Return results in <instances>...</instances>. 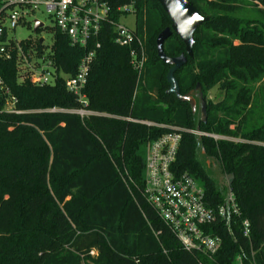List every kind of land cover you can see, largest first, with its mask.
<instances>
[{
    "label": "trees",
    "instance_id": "16d2710c",
    "mask_svg": "<svg viewBox=\"0 0 264 264\" xmlns=\"http://www.w3.org/2000/svg\"><path fill=\"white\" fill-rule=\"evenodd\" d=\"M108 1L114 11L130 2ZM189 1L209 21L194 36V58L175 76L183 96L200 86L205 121L166 93L170 67L158 58L156 39L171 23L156 0H136L135 32L146 55L140 72L130 49L115 43L114 29L102 25L81 92L86 107L66 81L92 45L74 47L55 27L50 47L40 43L44 27L18 42L26 53L27 41L32 52L45 48L38 58L56 73L48 85L34 84L30 70L29 78L21 75L14 43L10 58H0V80L20 112L5 111L0 97V264H233L237 256L264 264V0ZM164 51L175 58L185 47L173 34ZM215 88L222 98L210 100ZM79 109L94 114L71 113ZM197 126L199 143L191 133ZM169 128L183 130L177 175L199 180L215 209L230 190L240 211L208 228L222 243L212 258L186 251L144 196L146 148ZM199 145L233 177L226 190L198 161Z\"/></svg>",
    "mask_w": 264,
    "mask_h": 264
},
{
    "label": "built area",
    "instance_id": "2783aa9c",
    "mask_svg": "<svg viewBox=\"0 0 264 264\" xmlns=\"http://www.w3.org/2000/svg\"><path fill=\"white\" fill-rule=\"evenodd\" d=\"M135 12L136 0H130L116 11L108 0H0V58H10L9 46L12 43L16 46L18 59L25 57L18 41L10 34L19 26L34 27L36 16L45 14L51 18L59 32L67 35L72 46L87 48L92 45L91 51L79 63L76 76L66 81L67 89L78 96L82 106L86 107L87 100L81 92L87 84L95 52L100 48L96 38L103 24L114 29L117 45L130 49L131 65L134 69L139 72L143 69L146 55L140 39L134 30L122 23V19L135 15ZM114 13L123 18L117 21L113 18ZM27 58L25 57L26 60ZM41 60L37 57L29 69L32 71L31 81L37 85L53 84L56 73L52 67L43 65ZM0 97L6 98L5 111L20 113L15 110L16 100L9 95L1 80ZM71 113L81 118L94 114L84 109ZM182 132L181 128H169L166 134L147 146L144 196L186 251L212 258L218 254L222 243L218 236L208 232V228L217 220L227 221L229 224L231 217L239 216L240 211L230 190L224 203L215 209L206 201L205 189L199 180L188 173L177 175L174 164ZM191 133L202 136L196 131ZM242 232L245 238L250 237L249 221L242 222ZM91 254L94 255V252ZM233 264H244L242 256H237Z\"/></svg>",
    "mask_w": 264,
    "mask_h": 264
},
{
    "label": "water",
    "instance_id": "95a60500",
    "mask_svg": "<svg viewBox=\"0 0 264 264\" xmlns=\"http://www.w3.org/2000/svg\"><path fill=\"white\" fill-rule=\"evenodd\" d=\"M159 6L170 20L171 26L163 30L156 39V48L158 58L170 69L166 76L169 89L166 92L168 95L175 96V98L182 102L188 103L193 113H195L198 107H201L202 120H206V104L204 101L203 93L200 86L196 89V94H189L187 96L181 95L180 86L176 79V73L184 68L189 59L194 58V36L198 29L209 19L197 10V8L189 0H156ZM43 24L39 21L35 22L33 29L34 33H37ZM177 36L185 47V53L179 57H168L164 51L165 42L172 36ZM44 39H40L42 44ZM196 132L201 133L199 126L196 128ZM233 177H229V184L231 185Z\"/></svg>",
    "mask_w": 264,
    "mask_h": 264
},
{
    "label": "rangeland",
    "instance_id": "374dc122",
    "mask_svg": "<svg viewBox=\"0 0 264 264\" xmlns=\"http://www.w3.org/2000/svg\"><path fill=\"white\" fill-rule=\"evenodd\" d=\"M248 17H250V15H247ZM35 21H39L42 24H44V28L47 29V31L43 32L40 34L41 38L44 39V44L48 47H50L52 45V38H51V34L53 32H48L49 29H52L54 27V23L51 21V18L47 17L45 14H39L36 16ZM122 23L125 24L127 27H129L131 30H136V23H135V16L134 15H129L127 16L125 19L122 20ZM48 32V33H47ZM39 34V32H38ZM36 33V35H38ZM11 37H14L18 42H21L23 40H27L30 37L34 36L33 30L28 29L26 26H19L15 31H13L10 34ZM25 45L29 46L30 50H28V53L24 52L25 57H27V54L30 56L28 60L25 59V57H23V68L22 70L24 72L21 73V75H23V77L29 78V74H25L27 73L30 69L31 66H33V62L35 60H37V57H42L43 55H45V48L43 49V52H32L31 48L33 47V43L30 44V41H27L24 43ZM42 51V50H41ZM41 53V54H40ZM44 57V56H43ZM222 93L221 91H219L218 89H212L207 93V96L210 100H217L222 98ZM199 111H201V107H198ZM147 125H152L149 122L146 123ZM154 125V124H153ZM197 138V142L199 143L201 136H196ZM218 139V138H217ZM146 152V151H145ZM197 159L198 161L204 166L205 171L207 172V174L215 181V183L217 184V186L219 188H221L222 190H226V188L228 187L229 184V177L226 176L223 172L222 169L219 165L218 162L214 161L211 158H208L207 155L205 154L203 148L201 147V145H199L198 149H197Z\"/></svg>",
    "mask_w": 264,
    "mask_h": 264
},
{
    "label": "flooded vegetation",
    "instance_id": "af4514ba",
    "mask_svg": "<svg viewBox=\"0 0 264 264\" xmlns=\"http://www.w3.org/2000/svg\"><path fill=\"white\" fill-rule=\"evenodd\" d=\"M194 94H196V93H194Z\"/></svg>",
    "mask_w": 264,
    "mask_h": 264
}]
</instances>
